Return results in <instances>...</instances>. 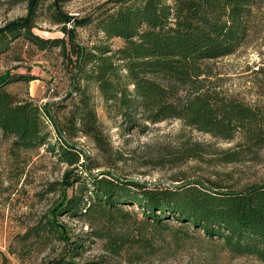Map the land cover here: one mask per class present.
<instances>
[{"label":"trees","instance_id":"1","mask_svg":"<svg viewBox=\"0 0 264 264\" xmlns=\"http://www.w3.org/2000/svg\"><path fill=\"white\" fill-rule=\"evenodd\" d=\"M29 1L28 15L0 30V52L18 38L40 51L60 48L62 56L73 62L72 91L65 99L69 110L59 123L52 107L62 112L66 105L39 106L29 97H20L8 86L33 78L5 76L0 79V132L11 139L13 154L43 147L66 165L61 180L53 184L54 190L62 192L55 214L96 217L111 231L128 222L124 208L134 207L151 225L166 227L167 220L189 225L209 240L221 242L230 255L254 257L264 264V184L239 191L197 181L173 188L150 187L109 171L94 175L98 167L84 164L83 152L71 143L83 135L101 153L108 152L90 92L93 87L107 116L120 117L128 128L179 120L223 141L240 138L235 148L217 153L221 163H238L256 154L264 148V112L210 88L206 63L234 54L247 38L254 10L264 0H117L76 23L80 28L93 25L106 39L120 40L115 50L105 45L80 46L65 28L61 39L36 36L32 30L42 0ZM53 16L57 24L68 22L57 12ZM49 127L55 133L52 145ZM204 152L199 144H186L173 153L171 162L199 159ZM110 231L100 238L108 237V249L118 254L125 243H118ZM45 238L68 243L52 219L31 226L20 240L40 244ZM67 246L69 251L64 248L59 257L40 264H106L103 260L78 262L81 243Z\"/></svg>","mask_w":264,"mask_h":264},{"label":"rangeland","instance_id":"2","mask_svg":"<svg viewBox=\"0 0 264 264\" xmlns=\"http://www.w3.org/2000/svg\"><path fill=\"white\" fill-rule=\"evenodd\" d=\"M0 0V30L28 15L29 0ZM117 0H42L34 19L32 33L43 39L63 38V28L83 47L105 45L112 50L120 40L106 39L93 25L78 27L77 22L96 16ZM54 4V5H53ZM53 12L68 20L54 21ZM245 42L234 54L206 63L207 85L221 96L235 99L264 112V1L255 9ZM74 61V60H71ZM73 62L62 56L60 48L40 51L22 40L11 39L0 52V79L23 75L33 80L12 84L8 90L20 97H29L37 105L61 103L62 112L52 111L59 123L69 110L67 94L71 93ZM98 124L108 142V152L101 153L94 142L83 135L71 141L80 149L82 162L97 166L94 175L109 171L119 178L137 181L146 186L178 187L190 181L209 186L218 185L223 191L245 190L264 184V148L244 156L238 163L219 162L218 154L236 147L240 138L227 142L189 128L179 120L157 124L142 123L128 128L120 117H108L104 103L95 88L90 87ZM128 129V130H127ZM49 144L55 143V133L49 127ZM186 144H199L205 152L199 159H184L173 163V153ZM66 165L41 148L37 151L11 152V139L0 132V264H40L59 257L67 244L79 241L83 246L78 262L103 260L106 264H262L254 257L230 255L217 240H209L201 231L174 220L166 227L151 225L134 207H125L128 222L108 230V224L96 217H70L55 214L62 192L54 190ZM53 189V190H52ZM71 195V190L67 191ZM89 194H85L87 198ZM52 219L68 242L45 238L40 244L20 237L31 226ZM108 228V229H107ZM111 235L124 242L118 254L108 249ZM146 247V248H144Z\"/></svg>","mask_w":264,"mask_h":264}]
</instances>
